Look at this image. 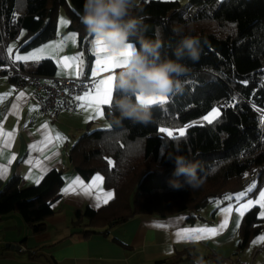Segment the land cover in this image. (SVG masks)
Masks as SVG:
<instances>
[{
  "label": "trees",
  "instance_id": "1",
  "mask_svg": "<svg viewBox=\"0 0 264 264\" xmlns=\"http://www.w3.org/2000/svg\"><path fill=\"white\" fill-rule=\"evenodd\" d=\"M83 4L84 0H0V48L20 38L22 32L21 41L28 48L54 38L59 7L66 8L71 28L74 23L83 24ZM132 12L141 19L144 36H161V57L175 59L173 50L180 40L172 31L175 22L192 24L193 30L186 28L184 35L199 39L200 56L196 61L183 58L188 66L180 77L183 90L167 94L163 104L149 105L153 116L149 123L125 119L119 126L83 133L70 148L72 167L85 179L101 174L104 186L114 194L97 210L88 206L75 210L76 222L86 220L87 228L80 231L85 236L102 227L105 232L137 214L186 213L187 222L192 223L212 200L236 193L253 180L250 194L264 186V0H186L183 4L180 0H138ZM130 41L139 46L136 37ZM6 62L0 56V64ZM55 68L51 59H42L34 72L53 75ZM215 105L220 115L213 123H198ZM110 110L111 105L104 108L107 123ZM186 124L193 126L183 137L158 131ZM176 152L200 162L199 174L204 178L200 187L170 185L175 166L163 155ZM248 174L253 176L244 182ZM64 181L63 168L48 170L39 183L25 188L18 186L17 176L10 177L0 187V217L17 211L32 233L45 230V219L53 213L51 204ZM223 204L215 206L211 216ZM259 211L253 205L242 216L238 250L264 232ZM183 253L167 261L174 263ZM206 258L223 264L231 257L210 253Z\"/></svg>",
  "mask_w": 264,
  "mask_h": 264
},
{
  "label": "crops",
  "instance_id": "2",
  "mask_svg": "<svg viewBox=\"0 0 264 264\" xmlns=\"http://www.w3.org/2000/svg\"><path fill=\"white\" fill-rule=\"evenodd\" d=\"M81 15L80 13V17ZM71 21L66 8L59 7L55 18L54 38L28 48L21 41L25 35L22 32L20 38L7 45L3 44L0 56L6 57L25 72H34L42 59H51L56 68L50 76L55 77H77L74 69L62 67L59 61L79 57L76 63L81 70L80 76L90 78L95 84L92 70L97 59L96 37L88 33L83 24L74 23L75 27L71 28ZM73 36L74 39L71 38ZM56 44H61L62 47H52ZM41 49L44 51L41 52ZM31 53H37L41 58L15 59L17 55L26 56ZM118 71L119 69H114L112 73H101L96 80L110 74L116 75ZM18 75L6 72L0 74V166L7 169L6 174L0 176V187L12 176L19 178L20 188L36 184V180L40 181L52 168H63L65 181L53 199V213L45 219V230L32 233L17 211L1 215L0 264H194L210 253L223 256V249L238 241L237 224H240L242 217L237 208L246 204L249 199L253 200L255 194H250L247 186L240 192L248 193L246 197L238 199V194L235 193L219 197L224 204L213 216L211 210L204 208L199 212L200 217L192 223L187 222L186 213L164 217L137 214L125 222L109 227L105 232L102 227L88 236L82 234L80 231L87 228L84 225L86 220L83 218L79 223L76 222L75 210L85 206L97 210L111 201L110 199L97 206L96 189L86 193L84 187L92 182L93 177L100 175L102 190H113L104 186L103 176L99 173L83 178L70 164L69 150L83 133L108 127V123L104 115L97 116L91 110L81 108V101L74 112L59 110L54 117L44 115L32 95V86L23 82L22 75ZM166 97L165 102L168 100L167 95ZM106 106L108 105L102 106L103 111ZM89 115L93 119L86 122ZM57 133L65 137L62 143L56 141ZM48 137L51 139L45 142ZM29 174L31 178H26ZM249 183L247 184H252V187L255 181ZM70 187V191H64ZM226 208H231V211L225 213ZM225 219L227 225L220 228ZM197 228H216L217 233L214 236L205 235L200 240L178 238L177 233ZM259 246L263 247L264 244L252 245L256 255L260 251ZM181 251L184 253L179 260L174 263L167 261ZM242 261L252 264V261Z\"/></svg>",
  "mask_w": 264,
  "mask_h": 264
},
{
  "label": "clouds",
  "instance_id": "3",
  "mask_svg": "<svg viewBox=\"0 0 264 264\" xmlns=\"http://www.w3.org/2000/svg\"><path fill=\"white\" fill-rule=\"evenodd\" d=\"M137 3L138 0H84L83 4L81 22L86 31L101 38L109 50L125 48L131 43V37H136L139 45L130 49L125 63L115 75L108 126H119L125 119L134 123H149L153 119L151 109L138 96H166L173 91H182L184 81L180 77L188 71V66L182 63L183 58L187 56L196 61L200 56L199 39L184 35L186 28L193 30V25L175 22L172 31L180 36L173 50L175 59L161 57V36L156 34L155 39L147 38L140 31L142 21L132 12ZM163 156L175 166V179L169 181L173 188L179 189L187 184L195 189L204 182L199 174L201 164L198 160L189 159L179 152ZM196 264H204L203 259Z\"/></svg>",
  "mask_w": 264,
  "mask_h": 264
},
{
  "label": "snow or ice",
  "instance_id": "4",
  "mask_svg": "<svg viewBox=\"0 0 264 264\" xmlns=\"http://www.w3.org/2000/svg\"><path fill=\"white\" fill-rule=\"evenodd\" d=\"M62 23H66V21H62ZM74 39V36L71 37ZM96 54H97V59L95 60V66L92 70V78L95 81L94 89L91 91L86 92L84 95L76 97L77 100L81 101L80 107L87 110H91L94 112L97 116H103L104 111L102 109V106L104 105H111V99H112V94H113V86H114V80H115V75L110 74L107 75L105 78L96 80L98 76H100L101 73H112L114 69H119L120 67L123 66V64L126 61V58L130 52V49L134 46L132 43L128 44L125 48L120 49L119 51H111L109 50L103 40L99 37L96 38ZM52 47H62L61 44H56L53 45ZM41 52L44 50L41 49ZM41 58L37 53H31L26 56H20L17 55L15 59L17 61L20 60H30V59H39ZM79 60V57H68L65 58L62 61H59L62 67L64 68H71L75 70V75L80 76L81 75V70L79 67V64L76 63ZM23 95V94H21ZM138 99H140L143 103H146L148 105H155V104H163L167 97L165 95H157L153 94L148 97H144L143 95L138 96ZM220 115V112L217 108H212V110L205 115L200 123L201 125L204 122H207L208 124H212L213 121ZM93 119V116L89 115L86 117V122L88 120ZM262 123H264V119H262ZM193 125L192 124H186L183 127L173 130L168 127H160L158 131L160 133H164L169 137L175 138L177 135L180 137L185 136L187 130L191 128ZM46 127V125H45ZM11 135V134H8ZM51 138L48 137L46 138L45 142H48ZM56 141L59 143H62L65 137L61 136L59 133H57L55 137ZM32 147V146H30ZM14 158V157H13ZM11 161H9L10 163ZM113 162L109 160V165L112 166ZM7 172V169L3 166H0V176L5 175ZM26 178H31V174H29L28 177ZM36 183H39V180H36ZM101 183H102V177L100 175H96L93 177L92 182L84 187V191L90 192L91 189L95 188L97 192L96 199L98 201L97 206H99L100 203H107L110 199L113 198V192L112 191H103L101 188ZM254 187V185L252 186ZM252 187L248 189L249 192L252 191ZM70 188L65 189L64 191H70ZM245 193H240L238 194V199L239 197L244 196ZM230 198V197H229ZM259 204L261 208L260 215L264 217V191H260L259 193V198L256 201H253L249 199L246 204H241L239 208H237V212L239 215L242 217L248 209L252 208L253 205ZM231 211V208H226L224 209L225 213H228ZM227 225V219L224 220V222L220 225V228H224ZM239 226V222L237 224V227ZM217 229L216 228H197V229H191V230H184L183 232L177 233L178 238H186V237H191L196 240L203 239L205 235H216ZM259 241H264V236H261L258 238ZM257 241H254L253 243H256Z\"/></svg>",
  "mask_w": 264,
  "mask_h": 264
},
{
  "label": "built area",
  "instance_id": "5",
  "mask_svg": "<svg viewBox=\"0 0 264 264\" xmlns=\"http://www.w3.org/2000/svg\"><path fill=\"white\" fill-rule=\"evenodd\" d=\"M6 72L9 75L17 73L24 78L23 82L30 84L39 110L49 117H54L59 110L74 112L79 100L76 97L94 89V82L84 76L80 77H55L35 72H25L10 61L0 64V74ZM264 117V112L261 113ZM248 174L244 178L247 182L252 177ZM23 250V248H19ZM204 264H214L210 258L203 260ZM196 264V263H194ZM223 264H248L239 257L228 258Z\"/></svg>",
  "mask_w": 264,
  "mask_h": 264
},
{
  "label": "rangeland",
  "instance_id": "6",
  "mask_svg": "<svg viewBox=\"0 0 264 264\" xmlns=\"http://www.w3.org/2000/svg\"><path fill=\"white\" fill-rule=\"evenodd\" d=\"M180 2L183 4L186 2V0H180ZM215 108H217L219 110V107L217 105L214 106ZM213 107V108H214ZM212 110V109H211ZM210 110V111H211ZM209 111V112H210ZM208 112V113H209ZM207 113V114H208ZM206 114V115H207ZM205 116V115H204ZM203 116V117H204ZM201 117L200 119H198V122L202 120ZM250 184V183H249ZM247 185V191L248 189L251 187V185ZM255 185V184H254ZM260 191H264V186L262 187V189ZM260 191L256 192L254 195H253V201H256L258 198H259V193ZM240 192H243L241 190L237 191L235 194H239ZM248 193H245L244 197H246ZM242 198V197H241ZM222 199L221 198H216L214 200H212L206 207L205 209L206 210H211L219 205L220 203H222L221 201ZM254 205H258L259 204H255ZM260 207V206H259ZM261 208H260V211H259V216L262 217L260 215V212H261ZM264 218V217H263ZM237 236V235H236ZM261 236H264V232H262L261 234H259L257 237H255V239L252 241V243L248 244L245 248L243 249H239L238 250V243H239V238L237 239L238 241L236 242H233L231 245H228L226 246L224 249H223V252L221 253V255H223L224 257H234V256H238L240 257L242 260H245V261H248V262H251L252 261V264H264V246L260 248V251L259 253L256 255L254 252H253V248H252V245L254 244L253 242L254 241H257L255 244H264V241H259L258 238L261 237ZM238 237V236H237Z\"/></svg>",
  "mask_w": 264,
  "mask_h": 264
}]
</instances>
